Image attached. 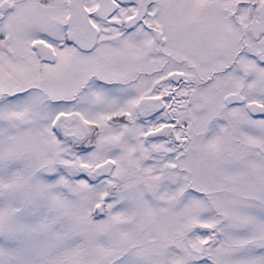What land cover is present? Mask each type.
<instances>
[{
    "label": "snow or ice",
    "instance_id": "snow-or-ice-1",
    "mask_svg": "<svg viewBox=\"0 0 264 264\" xmlns=\"http://www.w3.org/2000/svg\"><path fill=\"white\" fill-rule=\"evenodd\" d=\"M0 264H264V0H0Z\"/></svg>",
    "mask_w": 264,
    "mask_h": 264
}]
</instances>
